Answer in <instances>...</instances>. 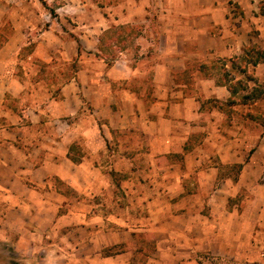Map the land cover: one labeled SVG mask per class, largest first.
Wrapping results in <instances>:
<instances>
[{
  "label": "crops",
  "instance_id": "obj_1",
  "mask_svg": "<svg viewBox=\"0 0 264 264\" xmlns=\"http://www.w3.org/2000/svg\"><path fill=\"white\" fill-rule=\"evenodd\" d=\"M262 1L0 0V264H264Z\"/></svg>",
  "mask_w": 264,
  "mask_h": 264
},
{
  "label": "rangeland",
  "instance_id": "obj_2",
  "mask_svg": "<svg viewBox=\"0 0 264 264\" xmlns=\"http://www.w3.org/2000/svg\"><path fill=\"white\" fill-rule=\"evenodd\" d=\"M119 0H87V2L91 3H97L100 4L102 2H116ZM261 7H264V1L261 2ZM89 9L92 10V5L89 6ZM51 13L53 11L51 10ZM73 18L71 17H64L62 20V23L59 22V25H62L64 28L70 29L72 26L76 24L75 14L73 13ZM137 29L131 28L129 26H119L115 29L113 34H111L109 37L104 38V42H110L112 40H117V43H119V46H122L124 48H132L134 46V38L136 37ZM70 36H74L73 33L69 32ZM115 49L113 48L109 53L113 54ZM52 57L51 61L44 63H38L35 67H33L32 72H35V76H38L41 80H37V88L38 91L36 93L37 101H43L46 98H48L49 95L56 96L58 93V88L65 79H67L72 72L75 70V64L71 61V59L66 64V61L64 59L58 58L55 54ZM264 86V83H263ZM42 116H44L42 114ZM81 117V112L74 115L72 118H70V121H73L72 123L76 122L78 118ZM264 119V117L262 118ZM45 127H48V123L44 124L42 122L41 125L36 124L31 126L29 129L31 130V133H42L46 132L47 130ZM76 150L73 151V154L76 155ZM234 168H232L233 170ZM254 185L256 186V192H251V188L245 189L243 188V191L238 192L234 197L231 198V200H246V199H256L258 197H261L262 200H264V171L262 172L261 176L257 177L255 179ZM58 188L61 190L62 186L60 182H57ZM116 195H119L118 193ZM119 197V196H118ZM165 202L171 203L172 200L167 195H165ZM118 203V201H117ZM173 203V202H172ZM12 250L11 247L6 248L4 256L9 255L10 251ZM219 264H236L232 262H219ZM244 264H252L250 261L244 262Z\"/></svg>",
  "mask_w": 264,
  "mask_h": 264
},
{
  "label": "trees",
  "instance_id": "obj_3",
  "mask_svg": "<svg viewBox=\"0 0 264 264\" xmlns=\"http://www.w3.org/2000/svg\"><path fill=\"white\" fill-rule=\"evenodd\" d=\"M40 1H42V0H40Z\"/></svg>",
  "mask_w": 264,
  "mask_h": 264
}]
</instances>
